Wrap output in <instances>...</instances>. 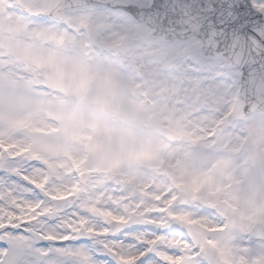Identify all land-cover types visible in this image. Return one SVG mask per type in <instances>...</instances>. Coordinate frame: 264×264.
<instances>
[{
  "label": "snow or ice",
  "instance_id": "obj_1",
  "mask_svg": "<svg viewBox=\"0 0 264 264\" xmlns=\"http://www.w3.org/2000/svg\"><path fill=\"white\" fill-rule=\"evenodd\" d=\"M8 7L29 28L75 34L59 15L75 8L127 25L142 21L178 41L169 71L182 74L187 95L177 106L189 103V120L210 126L190 125L191 137L173 141L158 170L135 185L79 157L0 137V264H264V0H195L179 10L160 0L51 7L13 0ZM52 62L75 71L62 58ZM52 71L44 63L32 79L6 76L0 106L47 89L40 81ZM202 89L210 94L197 96ZM235 103L240 108L225 116ZM237 111L243 116L233 126Z\"/></svg>",
  "mask_w": 264,
  "mask_h": 264
},
{
  "label": "rangeland",
  "instance_id": "obj_2",
  "mask_svg": "<svg viewBox=\"0 0 264 264\" xmlns=\"http://www.w3.org/2000/svg\"><path fill=\"white\" fill-rule=\"evenodd\" d=\"M12 2H0V24L20 26L21 35L27 41V51H24L26 55L21 51L10 55L0 44V81L9 75L32 79L44 63L53 69L55 77L40 81L49 84L47 89L35 90L14 106H0V137L5 141L46 151L54 157H79L93 169L117 175L127 184L135 185L140 176L152 173L151 169L158 170L164 156L174 150L171 142L160 140L154 128L141 125L149 116H157L162 124L175 132L176 125L187 128L186 137H191L194 128L210 126L207 121L195 123L189 120L193 111L189 103L177 106L185 101L187 93L179 90L182 74L169 69L173 64L171 59L180 54V44L174 46L152 38L148 29H142L137 23L127 25L110 19L106 13L76 9L60 15L75 34L54 27L29 28L28 23L8 7ZM113 24H119L120 28L115 31L106 28ZM81 28L83 32H80ZM87 30L94 32L98 46L92 47L88 43ZM128 31L138 34L137 42L142 43L143 48L138 43H131L134 37L127 35ZM53 57L74 63L75 71H66L63 63L53 64ZM209 94L207 89H202L197 96ZM104 104L118 108V112L104 111ZM233 108L239 109L240 104L229 107L225 116L232 113ZM214 116L215 112H210L208 119ZM242 116L237 111L233 126ZM98 136L107 137L109 143L121 136L131 138L133 147L140 149V153L130 151L136 155L137 170L113 166L108 164V159L97 158L99 149L95 144L98 148L101 144ZM179 140L177 135L175 141ZM228 143L229 139L225 137L224 145ZM238 148L239 144L232 151ZM252 150L255 151V146ZM146 161L154 163L146 168L143 167ZM256 191L258 189H254L253 194Z\"/></svg>",
  "mask_w": 264,
  "mask_h": 264
},
{
  "label": "bare ground",
  "instance_id": "obj_3",
  "mask_svg": "<svg viewBox=\"0 0 264 264\" xmlns=\"http://www.w3.org/2000/svg\"><path fill=\"white\" fill-rule=\"evenodd\" d=\"M3 5V4H2ZM20 26L16 24H11V25H5V24H0V44L5 46L7 49L8 53L10 55L14 54L15 52L21 51H27V41L26 39L21 35L20 32ZM172 45L177 46L179 45V42L177 43H172ZM24 55L26 53L24 52ZM177 55H175L172 59L171 62H174L177 59ZM123 69H127L126 67H123ZM109 70H121V69H113L109 68ZM146 78V74H144ZM141 90V87H140ZM234 122V119H233ZM235 126V125H234ZM126 137V138H125ZM121 136L115 138L112 142L109 143L107 140V137L104 139L102 136H98L97 138L101 142L96 145L95 147L99 149V154H96L95 156L97 158H102L108 159V164H112L113 166H123V167H129L132 169H136L138 167V162L136 159V155L130 151L134 152H139L140 149H136L132 145L131 138L129 139L127 136ZM95 141V138L93 139ZM128 152V155L126 153ZM112 155V159H109V157ZM107 157V158H106ZM154 161H146L143 162V167L145 166L147 168L148 164H152ZM150 169V168H149ZM152 172H155L156 170H152Z\"/></svg>",
  "mask_w": 264,
  "mask_h": 264
},
{
  "label": "water",
  "instance_id": "obj_4",
  "mask_svg": "<svg viewBox=\"0 0 264 264\" xmlns=\"http://www.w3.org/2000/svg\"><path fill=\"white\" fill-rule=\"evenodd\" d=\"M49 6H54L56 5L57 3H59V0H47ZM70 2L73 4V5H77V4H80L83 2V0H70ZM161 3H175L177 6H178V10L180 8H183L185 5H189V4H193L195 2V0H160ZM69 9H73V8H69ZM68 10V9H67ZM66 10H61L59 15L64 12ZM140 22L143 26H148L150 27L149 25H146L145 23H143L142 21H138ZM184 25H185V31H187L188 27H191V18H186L184 19ZM151 34L153 36H160L163 40H169V41H172V42H175L173 40H170V39H165L161 33H159L158 31L154 30L153 28H151ZM191 35V34H189ZM87 38H88V41L90 42V44L92 43L93 40H96L92 34V32L88 31L87 32ZM54 77V73L51 72L50 74H48V77L47 79H51ZM246 102V101H244ZM104 109L111 112V113H114V112H117V109L116 108H113V107H110V106H104ZM158 119L156 117H151L149 119V121L147 122L146 126H155L157 127L161 133L164 135V136H167L170 140H172L173 138V133L172 131H170L169 129H166V128H160L159 127V124H158Z\"/></svg>",
  "mask_w": 264,
  "mask_h": 264
},
{
  "label": "flooded vegetation",
  "instance_id": "obj_5",
  "mask_svg": "<svg viewBox=\"0 0 264 264\" xmlns=\"http://www.w3.org/2000/svg\"><path fill=\"white\" fill-rule=\"evenodd\" d=\"M118 27L120 28V26H119V24H113V25H108V26H106V28L107 29H113L114 31L115 30H117L118 29ZM98 29H99V27H97ZM101 29V28H100ZM99 29V30H100ZM129 32V31H128ZM124 34H126V32H124ZM127 35H130V36H132V37H134V41H132L131 43H133V44H135V43H138V44H140V48H143V47H141V44L142 43H140V42H137V39H138V37H137V35L135 34V31L134 32H129V34H127ZM143 50V49H142ZM139 51V50H138ZM176 125V124H175ZM164 126H166V127H168V128H170L168 125H164ZM171 130H173L172 128H170ZM176 130H177V132H175L174 130V133H175V138H176V136L178 135L179 136V138L180 139H182V138H185L187 135H186V133H187V128H180V127H178V125H176ZM156 132H157V135L159 136V138H160V140H167L166 138H164L162 135H160V133L156 130Z\"/></svg>",
  "mask_w": 264,
  "mask_h": 264
}]
</instances>
